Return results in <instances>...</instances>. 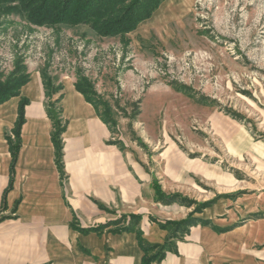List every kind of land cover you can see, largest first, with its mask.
<instances>
[{"label": "rangeland", "instance_id": "1", "mask_svg": "<svg viewBox=\"0 0 264 264\" xmlns=\"http://www.w3.org/2000/svg\"><path fill=\"white\" fill-rule=\"evenodd\" d=\"M18 65L39 68L55 86L86 80L117 141L149 160L150 221L194 222L173 245L198 225L227 233L264 220V0H165L134 32L107 38L86 25L1 16L0 82ZM170 161L203 163L217 182L193 184L192 173L173 182ZM175 230H164L167 238Z\"/></svg>", "mask_w": 264, "mask_h": 264}, {"label": "crops", "instance_id": "2", "mask_svg": "<svg viewBox=\"0 0 264 264\" xmlns=\"http://www.w3.org/2000/svg\"><path fill=\"white\" fill-rule=\"evenodd\" d=\"M28 73L30 80L20 95L0 105V264H142L144 252L135 232L114 233L118 227L112 226L83 234L77 228H95L122 216L127 218L122 225H127L137 215L141 221L136 230L143 239L163 244L168 232L149 219L153 173L148 158L123 148L75 82L61 80L63 89L54 98L62 94L59 107L66 126L62 177L42 73L29 65ZM23 100L21 148L12 188L5 195L11 182L9 141L16 140ZM168 166L166 175L173 182L183 183L185 173H192L193 184L217 182L215 170L203 163L170 161ZM161 212L156 208L155 213ZM214 216L209 213L204 219ZM263 242V219L227 233L198 225L153 264H264Z\"/></svg>", "mask_w": 264, "mask_h": 264}, {"label": "trees", "instance_id": "3", "mask_svg": "<svg viewBox=\"0 0 264 264\" xmlns=\"http://www.w3.org/2000/svg\"><path fill=\"white\" fill-rule=\"evenodd\" d=\"M164 1L165 0H0V17L18 14L23 16L29 24L37 27H54L59 25L76 27L86 25L89 26L98 36L107 38L126 36L134 32L141 23L153 17ZM42 77L46 95L50 99L47 113L53 122L54 130L52 139L56 149L57 166L63 177L64 164L62 137L66 130V126L63 123L62 110L59 107L62 94L57 98H54V96L59 94L63 88L62 85L55 86L53 80L47 77L46 74L42 73ZM29 80L30 74L28 73L27 67L18 65L15 72H13L4 82H0V105L14 97H18L21 89L29 82ZM75 87L77 91L95 107L101 120L110 127V120L103 116L99 111V104H96L92 100L89 92L90 88L86 80H79L75 83ZM26 104L27 101L23 100L19 107L18 120L14 129L16 140L15 142L9 141L12 153L11 182L9 188L5 191V195L12 188L15 165L21 148L20 134L21 128L25 123ZM105 107L107 108V113L110 114L111 110L107 105H105ZM155 192L157 195V201L163 203V193L156 184ZM174 199H177V196H172L166 199V202H171ZM129 218L131 219V222L128 226L118 228L113 232H135L137 234L139 246L144 252L142 264H153L162 261L166 252L172 248L173 239L176 238V233L188 229L194 223L192 219L189 218L177 223H167L166 225L161 224V229L168 230L170 227H173L174 230L176 229V232L167 238L164 245H152L143 239L140 231L136 230V226L141 220V217L131 215ZM125 219L126 217L122 216L116 221H110L95 228L77 229L83 234H89L91 232L101 233L109 227L120 226Z\"/></svg>", "mask_w": 264, "mask_h": 264}]
</instances>
